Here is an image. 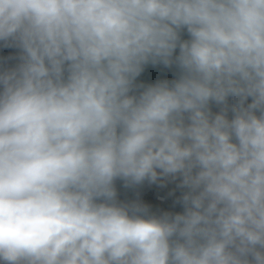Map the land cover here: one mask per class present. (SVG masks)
Masks as SVG:
<instances>
[{
	"label": "clouds",
	"instance_id": "1",
	"mask_svg": "<svg viewBox=\"0 0 264 264\" xmlns=\"http://www.w3.org/2000/svg\"><path fill=\"white\" fill-rule=\"evenodd\" d=\"M0 42V262L264 264V0H0ZM176 174L182 214L116 202Z\"/></svg>",
	"mask_w": 264,
	"mask_h": 264
},
{
	"label": "trees",
	"instance_id": "2",
	"mask_svg": "<svg viewBox=\"0 0 264 264\" xmlns=\"http://www.w3.org/2000/svg\"><path fill=\"white\" fill-rule=\"evenodd\" d=\"M190 39V35L187 30L181 31V40ZM21 49L15 45L6 46L4 42H0V72L14 69L18 66L21 56ZM179 54V48H177L175 55ZM181 70L178 65L173 63L170 66H165L162 63L148 64L143 66V71L134 81V88L130 94L138 95L149 85H154L162 81H173L179 78ZM215 107V103H210L211 111ZM259 115V112L256 113ZM233 118V117H232ZM231 118V119H232ZM182 176L178 174L175 183L171 186L173 191V197L169 200L168 211L170 216L176 214H182L184 212V206L182 203L183 195L188 191L187 188L182 187ZM148 180H144L139 184H132L124 181L123 179H116L114 181V187L116 190V202L119 205H130L128 200V194L141 188Z\"/></svg>",
	"mask_w": 264,
	"mask_h": 264
},
{
	"label": "built area",
	"instance_id": "3",
	"mask_svg": "<svg viewBox=\"0 0 264 264\" xmlns=\"http://www.w3.org/2000/svg\"><path fill=\"white\" fill-rule=\"evenodd\" d=\"M252 98L249 97L245 102V106L251 103ZM236 101L230 96L227 99V117L231 119L233 117L232 107ZM222 105H216L212 110L213 114H217L221 111ZM158 173L160 170H157ZM178 174L176 175H159L155 182L149 180L141 188L128 194V200L130 205L139 204L147 208V217L161 218L165 214L169 215L168 205L169 200L173 197V191L171 186L175 183ZM145 217V218H147ZM3 264V262H0Z\"/></svg>",
	"mask_w": 264,
	"mask_h": 264
}]
</instances>
